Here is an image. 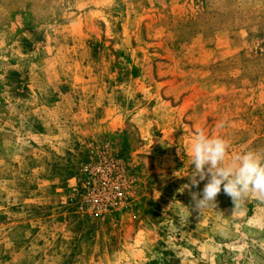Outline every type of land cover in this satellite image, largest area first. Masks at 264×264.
<instances>
[{
    "label": "rangeland",
    "instance_id": "obj_1",
    "mask_svg": "<svg viewBox=\"0 0 264 264\" xmlns=\"http://www.w3.org/2000/svg\"><path fill=\"white\" fill-rule=\"evenodd\" d=\"M186 127L264 150V0H0V264H264Z\"/></svg>",
    "mask_w": 264,
    "mask_h": 264
},
{
    "label": "clouds",
    "instance_id": "obj_2",
    "mask_svg": "<svg viewBox=\"0 0 264 264\" xmlns=\"http://www.w3.org/2000/svg\"><path fill=\"white\" fill-rule=\"evenodd\" d=\"M186 131L194 137V168L188 175L189 183L183 187L190 191L194 212L216 206L215 200L222 188L232 198L235 207H239L250 195L264 202V150L245 151L225 164L230 147L226 139L210 137L202 129L192 130L186 127ZM205 180L207 182L201 191H191Z\"/></svg>",
    "mask_w": 264,
    "mask_h": 264
}]
</instances>
